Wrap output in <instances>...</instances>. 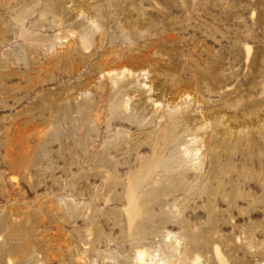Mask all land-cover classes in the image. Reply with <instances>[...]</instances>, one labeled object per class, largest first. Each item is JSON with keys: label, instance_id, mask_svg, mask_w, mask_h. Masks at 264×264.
I'll list each match as a JSON object with an SVG mask.
<instances>
[{"label": "rangeland", "instance_id": "374dc122", "mask_svg": "<svg viewBox=\"0 0 264 264\" xmlns=\"http://www.w3.org/2000/svg\"><path fill=\"white\" fill-rule=\"evenodd\" d=\"M145 263L264 264V0H0V264Z\"/></svg>", "mask_w": 264, "mask_h": 264}, {"label": "bare ground", "instance_id": "6f19581e", "mask_svg": "<svg viewBox=\"0 0 264 264\" xmlns=\"http://www.w3.org/2000/svg\"><path fill=\"white\" fill-rule=\"evenodd\" d=\"M113 151V150H112ZM97 152V151H96ZM222 171H223V169H222ZM238 173V172H237ZM215 175V174H214ZM248 178V177H247ZM137 182V181H136ZM123 184V183H122ZM134 184V186H135V183H133ZM133 184H132V186H133ZM140 184V183H139ZM138 183H137V186L139 185ZM120 185V184H119ZM131 185V184H130ZM173 191V190H172ZM170 193V192H169ZM144 205V204H143ZM139 210H141L142 211V209H139ZM144 211V210H143ZM143 213V212H142ZM139 214V216H140V213H139V211H138V209H136V208H132L128 213H127V216H126V218H125V221H127V222H130L131 220H132V218L133 217H137V215ZM88 240H89V238H88ZM88 243H91V242H88ZM138 258H139V260H140V258H141V256L143 257V254H144V252H142V251H138ZM192 254V253H191ZM146 255V254H145ZM144 255V256H145ZM198 255V254H197ZM194 259V258H193ZM138 260V261H139ZM145 264H150V263H145Z\"/></svg>", "mask_w": 264, "mask_h": 264}]
</instances>
